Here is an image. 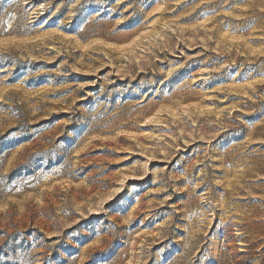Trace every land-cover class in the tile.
Masks as SVG:
<instances>
[{"label": "rangeland", "instance_id": "rangeland-1", "mask_svg": "<svg viewBox=\"0 0 264 264\" xmlns=\"http://www.w3.org/2000/svg\"><path fill=\"white\" fill-rule=\"evenodd\" d=\"M241 260L264 264V0H0V264Z\"/></svg>", "mask_w": 264, "mask_h": 264}, {"label": "bare ground", "instance_id": "bare-ground-1", "mask_svg": "<svg viewBox=\"0 0 264 264\" xmlns=\"http://www.w3.org/2000/svg\"><path fill=\"white\" fill-rule=\"evenodd\" d=\"M237 262H238V261H237ZM244 262H245L244 260H243V261L241 260V261L239 262V264H243Z\"/></svg>", "mask_w": 264, "mask_h": 264}]
</instances>
